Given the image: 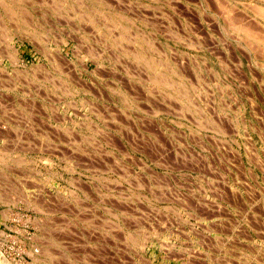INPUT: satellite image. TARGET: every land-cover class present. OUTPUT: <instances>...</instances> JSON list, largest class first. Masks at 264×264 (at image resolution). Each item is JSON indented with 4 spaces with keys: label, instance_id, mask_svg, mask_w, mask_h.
Returning a JSON list of instances; mask_svg holds the SVG:
<instances>
[{
    "label": "rangeland",
    "instance_id": "1",
    "mask_svg": "<svg viewBox=\"0 0 264 264\" xmlns=\"http://www.w3.org/2000/svg\"><path fill=\"white\" fill-rule=\"evenodd\" d=\"M263 9L0 0V264H264Z\"/></svg>",
    "mask_w": 264,
    "mask_h": 264
},
{
    "label": "bare ground",
    "instance_id": "2",
    "mask_svg": "<svg viewBox=\"0 0 264 264\" xmlns=\"http://www.w3.org/2000/svg\"><path fill=\"white\" fill-rule=\"evenodd\" d=\"M1 3H2V2H1ZM259 8H260V7H259ZM260 10H262V8H261V9H258V12H259V13H262V11H260ZM263 10H264V9H263ZM255 11H256V10H255ZM256 12H257V11H256ZM260 15L262 16V14H260ZM260 15H259V16H260ZM263 15H264V14H263ZM262 17H263V16H262ZM242 21H243V20H242ZM247 25H248V24H247ZM242 26H243V25H242ZM244 28H245V27H244ZM246 28H247V27H246ZM252 28H253V27H252ZM250 29H251V27H250ZM250 29H249V30H250ZM243 30H244V29H243ZM246 31H247V29H246ZM247 32L249 33L250 31H247ZM252 32H253V30H252ZM249 36H250V35H249ZM258 37H259V36H258ZM262 42H263V41H262Z\"/></svg>",
    "mask_w": 264,
    "mask_h": 264
}]
</instances>
